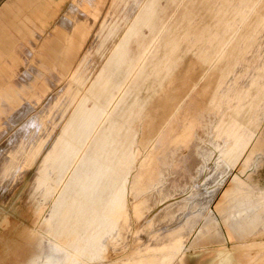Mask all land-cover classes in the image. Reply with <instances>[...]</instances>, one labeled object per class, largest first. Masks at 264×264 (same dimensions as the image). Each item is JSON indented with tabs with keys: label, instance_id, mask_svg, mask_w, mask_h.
Instances as JSON below:
<instances>
[{
	"label": "rangeland",
	"instance_id": "374dc122",
	"mask_svg": "<svg viewBox=\"0 0 264 264\" xmlns=\"http://www.w3.org/2000/svg\"><path fill=\"white\" fill-rule=\"evenodd\" d=\"M9 1L0 0V8L4 3ZM53 1L57 4V15L54 18L55 20L52 18L53 20L50 19L48 21L44 34H39L34 29L35 25L39 26L37 18L33 16L32 11L27 10L26 13L29 14L31 21L26 22L25 25L29 27L30 32L27 30H22V33L10 31L11 37L8 38V42L11 41L14 44L16 48L15 52H17L14 60L16 64L10 60L7 61L10 72L15 74L12 87L15 89L14 92H16L17 96H13L10 101H3L4 103L2 105L4 107L2 110L0 109V129L4 132V134L0 135V235L2 236V241L0 242V258L3 243L19 240L20 232L25 227L30 228L32 222H37L45 225L43 240L45 243L44 251L48 255V258L49 256H56V258H63V261L64 257L59 255L61 254V250L58 248L54 252L52 247H55L58 241L64 244H73L75 242L76 232L80 234L78 227L81 223V210L85 209L89 211V213L86 212L84 214L86 218L100 216L101 213H106V211L102 210V205H104L102 204L104 185L109 188L113 187L117 178L127 177L129 179L128 184H130L129 187L132 188L134 186L135 192L127 197L128 209L127 207L124 209L125 214H123V220L120 224L121 235L118 241L110 246V251L114 253V261L121 260L122 264H188V254L194 252L196 249H202L199 245L207 244L213 240H219L218 221L216 220L207 224V228L203 232V239L200 242H192L194 236L192 238V233H189L190 229L188 228H190V225H185L182 228V230H188H183L185 233L181 229V231L179 230L184 236L186 235L185 237H182L179 232L176 235L172 234L173 236L168 235L167 232L163 233V230L175 228V224L181 220L183 221L193 211V209L191 210L193 203L195 204V209L202 204L199 203L200 205H198V202H190L187 208L177 206L167 212V214L169 212L171 213V211L173 212V214L171 213L169 215L170 217L165 212L166 219L163 214L161 215L162 217L160 216V219L159 217L157 218V221L154 219L153 221L155 222L145 221V219L148 216L150 217V207L157 209L158 207L162 208L166 205L163 203L159 204L158 202L167 195L188 188L190 189V193H196L191 200L197 201L196 197L202 194L203 190L199 191V188L191 185L197 184L206 178L208 181L213 180L215 182V184L211 185L214 190L218 189L217 187L221 189L222 187L218 186V182L223 178L224 184L222 186H224L225 181L229 179L227 177H230L232 172V168L227 164L231 171L227 172L226 175L229 173L228 176L220 178L217 174L213 178H208V172L206 171L204 172L206 176L203 175L202 177L201 175L200 178L196 176V168L200 162L198 160L199 158H197V148L198 146H202L200 143H204L205 146L210 148L211 145L207 144V139L211 135V127L213 129V126H215L214 123L219 127L214 131L212 130V135L218 139V130L224 124H221V120L217 116L219 114L222 115L226 110L225 106H221L220 103L221 113H216V110L209 111L206 105H203L200 95L195 92L196 87H193L198 85L196 84L197 77L194 76L192 78L194 84H192L190 79L188 80V75H191L193 69L199 66L201 59L205 58L208 49L196 55L188 54L186 78L177 80L181 91L178 90L174 97V109H178V117L176 120H171L170 124L167 121L165 126H163L167 133L161 134L159 137L146 133L148 121H144L141 124L134 122L133 128H130L128 123L133 120L134 111L136 112L135 109L140 106V102L137 100L127 110L126 116L128 123L115 120L110 123L107 120L108 114H106L110 113V108L108 106L104 108L102 96L111 94L113 86L111 85L109 89H104L102 82L103 80L108 82L113 81V70L111 67L117 56L114 51L112 57L109 58L107 55L104 60V56L109 47L116 43V39L107 40L105 45L98 50L101 40L95 41L94 35L97 31V27H95L84 40L80 38L82 53L88 49L91 52L90 62L87 58H84L85 56H82V59H84L81 68L73 72L69 81H66L64 86L54 85L50 87V84H56L57 75L62 73L57 69H52V66L60 67L64 61L75 62L80 55L78 51L75 57L66 56L63 53L64 42L56 37L53 38L47 49L41 48L47 36L53 35L52 32L56 27L67 29L65 17L69 12L71 0ZM145 2L146 4L148 2L151 4L150 0H144ZM160 2L161 7L159 10L161 12L159 15L166 17V20L170 19L172 26H175L176 23L179 25L187 9H190L193 15L204 13L206 15V21L213 24H217L214 23L215 20L222 16V12L217 17L212 13L207 14V8H215L216 0L211 2L210 6V0H161ZM241 4L243 3L241 2ZM263 5L264 0H257L256 2L246 4L245 7L240 6L244 11L236 14V16L239 15L237 17L239 20L236 21L237 23L233 27V29H238V31L255 29L258 36L257 40L253 39L249 43V48L252 47V44L254 45L250 49L252 53L250 52V55L243 56L242 61H245L247 65L251 64L252 67L255 66L257 68L256 71H247L245 74L249 75L247 78H257L260 74H264V27H260L263 23L249 22L254 15L260 13V8ZM108 10V5L102 8L104 15ZM121 10H123V7L119 6L115 11V15H119ZM146 21L147 18L139 21L138 24L143 22L141 23L143 25L141 27L148 29L151 24ZM185 21H188V18ZM199 24L200 22L197 21V25L192 29L190 28L189 32L195 34L201 31V25ZM113 25L114 31L118 26L115 23ZM217 25L219 30L222 24L218 23ZM185 30H188V26ZM148 35L149 32L146 30V36L148 37ZM186 37L188 38L187 34ZM4 39L7 40L6 38ZM75 39L79 41L78 37H75ZM182 41L177 38L172 39V43L175 42L176 48L181 45ZM211 41H214V39ZM150 42L151 39L145 40V44L147 45ZM116 45L114 46V50H116ZM31 47H33L32 51L34 54L30 57V54H27V52L31 51ZM1 49L3 48L1 47ZM3 51L5 52V49ZM18 62L19 64H17ZM223 62L225 61L219 62L218 65L222 67ZM104 66L105 69L100 74L101 80H94L93 78L97 72ZM180 66L182 67L184 64H180ZM236 67L239 68V65ZM24 69L31 73L30 79L24 80ZM226 77L225 83L222 86L223 89H221L219 94L222 103L225 101L226 96L234 94L236 91L242 96L246 92L248 93L249 85L247 83H242L240 87L233 86L234 75L232 72ZM90 82H93V84L89 88V92L86 93L85 91H87ZM180 82L181 84H179ZM156 85L159 88L162 87L161 84ZM206 91V89H200V92L206 93ZM185 92L188 95L185 98L186 100L183 97ZM35 93L43 95V99H46L44 104L38 105V107L34 104L32 116L27 118L26 123L24 119L20 120V122L23 120L20 129H18L19 124H6L8 118L11 115L17 114L24 105L26 106ZM82 96H85V102H79ZM180 99H182L180 102L182 103L181 105L177 103ZM228 100H231V97H228ZM91 102L93 105L99 106V110L102 111V118L97 123L90 121V119L94 118L93 115L95 113L89 109ZM35 117L38 120L41 119L39 120L40 126L38 123L34 135L29 136L25 133V130ZM212 124L213 126H210ZM173 125H175L176 130L174 136L168 134L169 127ZM17 129L18 133L8 141L9 136L14 134ZM150 129L151 127L148 130ZM135 131H138V136L136 137H134ZM28 137L29 139H27ZM200 139H204V142H200L202 141ZM133 140H137V142L133 143ZM219 142L220 144L222 143V141ZM221 145L223 147V144ZM195 150L196 152H194ZM174 153H176L175 156L173 155ZM15 162L18 164L16 165ZM13 169L15 170L13 171ZM223 170L224 167L219 169L218 173L220 172L221 174ZM197 178L198 180L194 181ZM161 180H163L165 185L158 188L157 184ZM191 180L192 182H190ZM155 185L156 187H154ZM219 190L213 191L214 193L212 192L209 196L213 195L211 198L214 199L219 194ZM178 197L180 196H175L173 199H177ZM60 209L68 222L67 228L70 230V234L60 236L57 241L50 235L51 229L48 219L51 217L52 212ZM55 214L54 212L53 216ZM171 215L177 218L178 216L176 215H179V217L182 215V218L177 222L171 220ZM203 219L204 217L202 219L199 218V220ZM187 233H189L187 241L192 242L191 247L188 245L189 248L184 256L177 258L181 251L174 249H177L176 246L181 240L183 242L185 238L187 239ZM28 237L25 233L23 234V238ZM164 237L167 239L165 240ZM168 251L171 252L169 253ZM164 259L165 262L163 261ZM213 264H216V262Z\"/></svg>",
	"mask_w": 264,
	"mask_h": 264
},
{
	"label": "crops",
	"instance_id": "0c3cea01",
	"mask_svg": "<svg viewBox=\"0 0 264 264\" xmlns=\"http://www.w3.org/2000/svg\"><path fill=\"white\" fill-rule=\"evenodd\" d=\"M160 1L157 2L158 9L152 20L146 21L151 24L149 30L141 27L143 22L138 24L134 36L130 38L123 50L125 55L121 52L119 55L121 58H115L112 64V86H114L111 97L107 94L104 102V108L107 106L110 108L107 120L110 123L114 120L128 123L127 110L137 100L140 106L135 109L133 120L128 123L130 128H133L134 122L141 124L148 121V127L151 129L148 130L147 127L146 133L157 137L167 133L163 126L167 121L170 124L171 120H176L178 117V109H174V97L181 89L177 80L186 78L188 54L196 55L208 49L199 66L193 69L191 75H188V80L190 79L194 84L192 78L197 77L196 84L198 85L193 87H196L195 92L200 95L203 105H206L209 111L216 110L219 114L221 106L226 108L222 115L217 116L224 124L221 123L223 127L218 130V140L229 143L226 148L229 147L230 153L225 161L232 168V172L215 202L219 240L199 245L202 249H196L188 254V264H213L215 262L216 264H264V74H260L257 78H247L249 75H245L246 72L256 71L257 68L242 61L243 56L250 55V49L254 46L252 44L249 48V43L258 38L255 29L248 31L233 29L236 21L239 20L237 18L239 15L236 16V14L244 11L240 6L245 7L246 4L257 0H216L215 8H207V14L212 13L217 17L222 12V16L218 17L215 22L213 21L222 24L219 30L217 24L206 21L204 13L193 15L190 9L186 10L179 25L176 23L172 26L170 19L166 20V17L159 15ZM213 1L215 0H210L209 6ZM143 3L144 0H71L69 12L65 17L67 29L56 27L52 32L53 35L47 36L41 48L47 49L56 37L64 42L63 53L66 56L75 57L78 51L80 55L78 54L75 62L64 61L60 67L53 65L52 69H57L62 73L57 75L56 84L52 83L49 86H64L73 72L81 68L84 59L82 56L88 58L90 62L91 52L88 49L82 53L80 38L84 40L97 27L94 37L95 41L101 40L98 50L105 45L107 40L116 39L117 43L119 40L117 38L121 37L120 34L124 35L127 32L133 23L134 15H137L146 2ZM105 5H108L109 10L104 15L102 8ZM119 6L123 7V10L119 15H115ZM146 6L150 7L151 4H146ZM263 6L260 8V13L254 15L250 21L248 20L249 22L264 24ZM27 10L32 11L33 16H36L39 26L35 25L34 29L39 34L45 33L48 21L53 20L58 11L57 4L53 0H10L0 8L1 110L4 107L3 101H10L13 96H17L12 87L15 74L10 72V67L7 66L8 60L16 64L14 60L17 52H15L14 44L11 41L8 42V38L11 37L10 31L20 33L22 30H27L30 32L29 27L25 25L26 22L31 21L29 14L26 13ZM112 10L114 11L111 12ZM187 18L188 21H185ZM197 21L200 22L201 31L192 34L189 30L197 25ZM113 23L118 26L114 31H112ZM262 25L261 28L264 27ZM146 30L149 32L148 37ZM75 37H78L79 41ZM174 38L183 40L178 48L175 47V42L172 43ZM146 39H151L148 45L145 44ZM212 39L214 41H211ZM116 43L109 47L110 50H107L104 60L107 55L110 58L114 53ZM1 47L5 49V52ZM188 48H190L189 52ZM32 49L33 47L27 52L30 57L34 54ZM221 61H225L222 67L218 65ZM180 64L184 66L181 67ZM237 65L239 68L236 67ZM230 72L234 75L233 86L240 87L242 83H247L248 93L242 96L236 91L226 96L222 103L219 94L223 89L225 77H228ZM23 76L24 80L30 79L31 73L24 69ZM156 84H161L162 87L159 88ZM201 88L206 89V93L200 92ZM187 96L185 92L184 99ZM228 97H231V100H228ZM45 100L42 94L35 93L26 106L24 105L17 114L8 118L6 124H19L18 129H20L23 123V120L21 122L20 120L24 119L26 123L27 118L32 116L34 104L38 107L44 104ZM181 100L177 103L179 104ZM169 128L168 134L174 136L176 134L175 125ZM18 129L9 136L8 141L18 133ZM231 133L236 135L231 136ZM1 134L4 132L0 129ZM44 226L32 222L30 228L25 227L20 232L19 240L3 243L0 264H40L48 259L44 251ZM39 232L41 233L38 234ZM24 233L29 237L23 238ZM1 241L2 236L0 235Z\"/></svg>",
	"mask_w": 264,
	"mask_h": 264
},
{
	"label": "bare ground",
	"instance_id": "6f19581e",
	"mask_svg": "<svg viewBox=\"0 0 264 264\" xmlns=\"http://www.w3.org/2000/svg\"><path fill=\"white\" fill-rule=\"evenodd\" d=\"M143 1V0H142ZM147 1V0H146ZM151 1V6L147 7L146 3L144 5V7L142 9L139 10V12L137 13V15H135L134 19H133V23L132 25L128 28L127 32L123 34H121L120 38L117 45H116V50H114L115 54L117 57H120L119 55L121 54V52H123L124 54V48H126V46L128 45V42L130 40V38L132 36H134L135 33V28H137L136 26L138 25L139 21H143L145 18H147V21H151L152 18L154 17V15L156 14L157 11V2L158 0H150ZM138 4V3H137ZM144 4V3H143ZM149 4V2H148ZM141 7V6H140ZM129 8V7H128ZM136 8V7H135ZM129 10V9H128ZM138 10V8H137ZM134 11V10H133ZM136 11V10H135ZM132 13V12H131ZM130 13V15H131ZM136 14V12H135ZM129 15V16H130ZM131 22V21H130ZM107 23V22H106ZM113 31V30H112ZM123 35V36H122ZM110 50V49H109ZM125 55V54H124ZM112 57V55L110 56ZM85 58V57H84ZM121 58V57H120ZM88 59V58H87ZM118 60V59H117ZM87 62V61H86ZM78 66V65H77ZM81 66V65H80ZM105 69V66L102 67L96 74V76L93 78L94 80H101L100 74L103 73ZM131 73V72H130ZM89 76V75H88ZM87 79V78H86ZM129 80V79H128ZM113 82V81H112ZM112 82H108L103 80L102 85H104V89H109L112 85ZM93 82H90V85L87 88V91H85L86 93L89 92V88L92 86ZM114 84V83H113ZM101 85V86H102ZM114 86V85H113ZM87 87V86H86ZM73 88V87H72ZM85 90V89H84ZM75 91V89H74ZM73 91V92H74ZM108 91V90H107ZM109 93V92H108ZM84 94V93H83ZM110 95V94H109ZM108 95V96H109ZM80 97V96H79ZM78 97V98H79ZM105 97L106 96H102V100H104L105 102ZM85 96L81 97V99L79 100V102H85ZM186 100V99H185ZM89 101V100H88ZM184 101V100H183ZM77 102V101H76ZM90 102V101H89ZM264 102V101H263ZM92 103V102H91ZM89 105V109L94 113L92 119H90V121H92L93 123H97L98 120H100L102 118L101 113L102 111L99 110V106L93 105V103ZM104 104V103H103ZM88 106V104H87ZM260 106V105H259ZM260 108V107H259ZM258 111H260L259 109H257ZM264 111V110H263ZM255 112V111H254ZM135 111H134V116H135ZM258 113V112H257ZM260 113V112H259ZM109 114V113H106ZM105 114V115H106ZM261 114V113H260ZM259 114V115H260ZM206 116V114H205ZM208 116V115H207ZM41 118V117H40ZM215 119V118H214ZM259 119V118H258ZM264 119V117H263ZM41 120V119H39ZM38 118H33L31 120V122L29 123L28 127L25 130V133L29 136L34 135L35 129L38 127V123H39ZM212 120V119H211ZM210 120V122H211ZM17 121V120H16ZM217 121V120H216ZM218 122V121H217ZM220 122V121H219ZM261 121L259 120V123ZM212 123V122H211ZM222 123V122H221ZM234 123V122H233ZM232 123V124H233ZM28 124V123H27ZM210 124V123H209ZM215 126H213V129L211 127V135H209L208 139H207V144H210V148L205 146V144H201L202 146H198V150H197V158H199L198 160L200 161L198 164V167L196 168V176L197 177H203V175L206 176V174L204 173L205 171L208 172L207 177L208 178H213L215 177L217 174L220 178L224 177V176H228L226 175L228 171H230V167L227 165V163L225 162V158L228 156L229 152V147H227L226 141L222 140L223 147L220 144L219 140L214 137L212 135V130L214 131L215 129H217L219 126H217L216 123H214ZM223 124V123H222ZM258 126V124H256ZM40 126V123H39ZM141 126V125H140ZM139 126V127H140ZM165 126V125H164ZM239 126V125H238ZM98 127V126H97ZM208 128V127H207ZM202 129V128H201ZM225 129V128H224ZM239 129V128H238ZM245 129V128H244ZM246 130V129H245ZM240 131V130H238ZM196 132V131H194ZM193 132V133H194ZM232 132V131H231ZM246 132V131H244ZM140 133V132H139ZM210 133V132H209ZM241 133V132H240ZM249 133V132H248ZM200 134V133H199ZM198 134V135H199ZM215 134V133H213ZM231 133V136H233ZM245 134V133H243ZM195 135V134H194ZM204 135V134H203ZM236 135V134H234ZM249 135V134H248ZM247 135V136H248ZM138 136V131H135L134 137ZM200 136V135H199ZM252 136V135H251ZM190 137V136H189ZM54 138V137H53ZM242 138V137H241ZM29 139V137L27 138ZM233 139V138H232ZM238 139V138H237ZM240 139V138H239ZM192 140V138H191ZM202 140V139H200ZM246 140V139H245ZM52 141V140H51ZM233 141V140H232ZM236 141V140H235ZM137 140H133V143H136ZM155 142V141H154ZM200 142H204V139ZM206 142V141H205ZM241 142V141H240ZM243 142V141H242ZM88 143V142H87ZM158 143V142H157ZM238 144V143H236ZM232 145V144H231ZM156 146V145H155ZM193 146V145H191ZM157 147V146H156ZM232 147V146H231ZM189 148V147H188ZM246 149V148H245ZM171 150V149H170ZM180 150V149H179ZM189 150V149H188ZM196 150L194 152H196ZM236 150V148H235ZM17 152V151H16ZM240 152V151H238ZM187 153V152H186ZM241 153V152H240ZM176 153H174L173 155L175 156ZM190 154V153H189ZM135 155V154H133ZM168 155V154H167ZM171 155V154H169ZM195 155V154H194ZM193 155V156H194ZM165 156V155H164ZM191 156V155H190ZM261 156V155H260ZM263 156V155H262ZM79 157V156H78ZM169 157V156H168ZM167 157V158H168ZM233 157V156H232ZM176 158V157H175ZM260 158V157H258ZM188 159V157H187ZM263 159V158H261ZM14 161V160H13ZM167 161V160H166ZM197 161V160H196ZM260 161V160H259ZM188 162V161H187ZM13 163V162H12ZM170 163V162H169ZM229 163V162H228ZM16 164V162H15ZM18 164V163H17ZM16 164V165H17ZM161 166V165H160ZM14 167V166H13ZM16 167V166H15ZM222 167H224L223 172L220 174V172L218 173V170L221 169ZM249 167V166H248ZM10 168V167H9ZM17 168V167H16ZM12 169V168H11ZM141 169V168H140ZM15 169H13L14 171ZM136 170V169H135ZM258 170V169H257ZM10 171V170H9ZM217 172V173H216ZM231 172V171H230ZM16 173V172H15ZM8 175V174H7ZM131 175V174H130ZM217 176V177H218ZM195 178V177H194ZM229 178V177H227ZM54 179V178H53ZM205 179V180H204ZM202 179L201 181H199L197 184H193L191 186H195L197 188H199V191L203 190V193L198 195L196 198L197 201H193L191 200V198H193V196H195L196 193H190V189L185 188L180 190L179 192H175L173 194H169L166 197L162 198L159 200V204H166L164 207H158L157 209H154L155 207H150L149 212H150V217L148 216V218L145 219V221H153L154 219H156V221L158 220L157 218L159 217V219L162 217L161 215H163L165 212L167 214V212L177 206H182L187 208L188 205L193 202H198L197 204L200 205L199 203H201L202 205L197 207L196 209L194 208V203L191 206V210L193 209V211H189V215H187V217L184 218V220L180 221V219L182 218V215H176L177 217H174L173 215L171 220H175L178 222V220L180 222H176L177 224H175V228H170L167 230H163V233L167 232L168 235H172L176 233H181L182 237L184 236V234H182V232H184L183 229L185 227V225H190L186 228L190 229V234L192 233L191 237L194 236V238L192 239V242H200L203 238V232L205 231V229L207 228V224L212 223L214 221L217 220V217L215 215L216 209H215V202L217 199V196L212 199L211 196H209L213 191L219 190L220 188L217 187L218 189L214 190V188L211 187V185L215 184V182L213 181H208L206 178ZM193 180V179H192ZM192 180L190 182H192ZM197 179H195L194 181H197ZM217 180V179H216ZM115 184L113 185V187H107L106 185H104L105 189H104V196L102 198V210L106 211V213H101L100 216H95V217H89L86 218L84 216V214L87 212L89 213L88 210L82 209L81 212V223L79 224V230H80V234L77 233L76 231V238H75V242L72 244H68V243H61L59 240V237L62 235H68L70 234V230L67 228L68 222L66 221L65 216L62 214V210H58V211H54L56 214L51 217H49V227L51 229V236L54 239H58L57 244L55 245V247H52V250L54 252H56V250H58V248L61 250V254H59L60 256L62 255L64 257V260L62 261V259L56 258V256H49L48 259L43 260V262H39L40 264H122L121 260L119 261H114V253H112L110 251V246L111 244H114L116 241H118L120 234V230H121V222L123 220V214H125L124 209L125 207H127V197L128 195H132L135 191V187L130 188V184L129 183V179L126 178H117L115 180ZM209 182V183H208ZM226 182V181H225ZM136 183V181H135ZM196 183V182H195ZM137 184V183H136ZM218 186H221L222 188L224 186H222L223 183V178L221 181L218 182ZM158 188L159 187H163L165 185V183L163 182V180H161L160 183L157 184ZM156 187V185L154 186ZM192 188V187H191ZM221 188V189H222ZM153 189V188H152ZM221 189L219 190V192L221 191ZM192 190V189H191ZM218 192V193H219ZM222 192V191H221ZM214 193V192H213ZM143 196V195H142ZM175 196H180L177 199H173ZM215 196V195H214ZM156 200V199H155ZM151 201V200H150ZM153 201V200H152ZM155 203V202H154ZM204 203H206L204 205ZM152 204V203H151ZM150 204V205H151ZM158 205V204H157ZM197 205V206H198ZM130 206V205H129ZM148 206V205H147ZM152 206V205H151ZM193 207V208H192ZM128 209V207H127ZM195 209V210H194ZM147 211V210H146ZM175 211V210H173ZM179 212V211H178ZM177 212V213H178ZM187 212V211H186ZM171 213L173 214V212L171 211ZM170 212L167 214V216H169L171 214ZM181 213V212H180ZM166 214L165 215V219H166ZM179 214V213H178ZM183 214V213H182ZM128 216V215H127ZM161 216V217H160ZM152 217V218H151ZM164 217V216H163ZM170 217V216H169ZM168 217V218H169ZM202 217H204L203 220H199V218L202 219ZM151 218V219H150ZM163 219V218H162ZM161 219V221H162ZM170 221V219H169ZM155 222V221H153ZM173 222V221H172ZM158 223V222H156ZM171 223V222H170ZM174 223V222H173ZM162 225V224H161ZM157 226V224H156ZM170 226V224H169ZM153 227V226H151ZM159 227V226H158ZM126 228V227H125ZM124 228V229H125ZM155 228V226H154ZM182 232H180L181 230ZM123 230V229H122ZM155 230V229H152ZM180 230V231H179ZM188 231V230H186ZM124 232V231H122ZM126 233V230H125ZM139 233V232H138ZM185 233V232H184ZM189 233H187V239L185 238L184 241L182 242V240L179 242V244L176 246L177 249L174 250H178L181 251L179 254V257L177 258H182L185 254V252H187L188 248L191 247V243L192 242H188V237H189ZM161 234V233H160ZM49 235V236H50ZM123 236V235H122ZM173 236V235H172ZM171 236V237H172ZM178 236V235H177ZM180 236V235H179ZM186 236V235H185ZM184 236V237H185ZM176 237V236H175ZM122 238V237H121ZM165 238V237H164ZM163 238V239H164ZM169 238V237H168ZM178 238V237H177ZM167 238H165L166 240ZM52 240V239H50ZM162 240V239H161ZM180 240V238H179ZM167 242V241H166ZM43 243V242H42ZM189 245V247H188ZM171 250V249H170ZM169 252V251H168ZM171 252V251H170ZM169 252V253H170ZM173 253V252H172ZM190 254V253H189ZM44 255V254H43ZM56 255H58L56 253ZM169 255V254H168ZM165 256V254H164ZM167 256V255H166ZM177 256V255H176ZM53 257V258H52ZM58 257V256H57ZM163 257V256H162ZM172 257V256H171ZM174 258V256H173ZM44 259V258H43ZM175 259V258H174ZM123 261V260H122ZM165 262V259L163 260ZM168 261V260H167ZM179 261V260H178ZM181 263V262H179ZM165 264V263H163ZM171 264V263H170Z\"/></svg>",
	"mask_w": 264,
	"mask_h": 264
}]
</instances>
